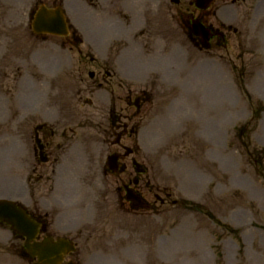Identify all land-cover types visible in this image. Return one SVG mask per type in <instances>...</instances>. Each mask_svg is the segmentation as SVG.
<instances>
[{"label":"rangeland","instance_id":"rangeland-1","mask_svg":"<svg viewBox=\"0 0 264 264\" xmlns=\"http://www.w3.org/2000/svg\"><path fill=\"white\" fill-rule=\"evenodd\" d=\"M21 1L0 0V27L16 25L14 22L20 20L21 15L23 17L20 22L24 21L25 13L34 5V0H24L23 11L20 10ZM190 1L179 0L174 4L170 0H156L154 12L148 13L140 20L138 17L137 20L140 21L138 26L144 27L145 31L139 36L141 38L135 40L132 38L131 30L113 28L103 18L94 20L92 26V14H86L91 26L88 34L94 37L98 44L104 43L101 46L97 44V49L88 50L91 55L98 58L109 48L108 68L114 70L115 65L113 67L112 62L115 53L124 46L122 45L124 42H111L113 36L118 35L121 36L120 38L126 37L137 41V45L132 49L138 60L136 72L140 76L137 79L155 84L159 93H164L163 96L158 94L155 98L156 102L152 103L154 107L151 112L155 114L153 117H156V120L147 123L152 126L146 130L147 133L141 130L142 134L145 133L146 139L144 141L141 136L139 137L140 152L136 156L138 161L150 166L151 172L157 176L158 215L148 213L136 217L121 215V219L113 221L114 226L120 228V231L117 230L119 235H114L112 238L105 237V247L107 242L112 241L110 246H107L109 250L126 247L124 251L126 259H142L145 264H152L153 261L160 264L158 262L160 260L164 263L166 261L165 264H264L262 230L264 227V0L216 1L205 18L214 28L221 31L223 40L219 43L211 40L209 49L193 45L185 37L179 25L186 15H196L198 12ZM50 3L51 0L44 1L47 6ZM147 4L146 1L137 0V10L142 9L143 13ZM66 5L67 11H75L74 16L76 13L82 16L87 12L76 0H66ZM133 19L131 17L130 25L133 24ZM9 33L14 32L9 30ZM162 40H166L165 43L168 45L165 53L161 52ZM28 41L30 48L34 47L31 58L37 59L40 55L44 61L55 58L56 61L62 62L61 57L71 56L66 53L68 51L57 50L54 47L60 42L59 38L48 37L46 42L36 43L30 37ZM3 42L6 43L7 40ZM140 48L143 50V56L146 57L145 60L140 54ZM82 51L87 50L82 49ZM74 55L72 54L73 58ZM159 57L162 58L161 61H158ZM14 68L16 69V66L7 69L10 84L7 83L8 88L9 86L12 88L16 83ZM100 68L102 67L83 59L82 63H77V70L74 71L87 78L88 72H97L96 70ZM158 68L164 70L165 75L157 72ZM190 74L195 79L188 77ZM163 75L164 80L161 78ZM28 81L30 87L19 95V101L14 99L11 110L8 106L4 108L5 111L0 107V138L5 141L14 140V144L17 143L16 146L18 149L20 147L24 155L6 157L12 145L10 142L0 145V198L13 196L10 199L15 200L22 194L26 196V205L32 201L40 202V197L48 186L46 173L44 175L42 167L37 168L34 174L29 170L32 160L31 150L28 149L31 145L28 130L31 131L32 126L39 122L37 109L43 100L39 101V92H42L40 84H33L34 80L31 79ZM22 84L27 87L25 80ZM129 88L124 86L118 91L115 90L117 109H122L125 104L118 100L116 93L121 95ZM132 89L138 91L136 86H132ZM15 94L16 92L14 96ZM173 95L175 98L166 108L167 97ZM1 99L5 100V98ZM195 101H199L198 110L193 108ZM15 102H20V105L17 107ZM257 108H261V115L258 118L253 116ZM133 112L134 108L129 107L122 111L123 114L131 117L130 123L139 118L144 121L151 117L143 108L139 115L134 117L131 116ZM223 114L225 118L222 120ZM67 124L65 135L63 137L60 135L61 130L57 135L63 139V142L70 135L73 138L82 136L81 138L88 143L89 138L92 137L93 141L98 138L96 135L98 131L93 126L91 131L94 135L91 136L84 135L90 131L89 129L86 131L76 128L74 123ZM7 131H11L10 134L14 137H11ZM240 131H246L248 135L239 136L237 133ZM15 137L19 139L26 137L28 140H24L26 144L22 147ZM127 142L128 147L131 148L132 143L128 140ZM85 147L87 145L79 146L76 151L77 155L80 154V161L83 162L86 155L91 153L88 147L87 149ZM253 151L256 153L249 156ZM129 158L130 156L127 157L126 163L128 170H130ZM214 163L220 165L216 166ZM97 165L98 163L94 162L95 169L98 168ZM67 168L66 176L70 177L72 161ZM178 171L191 172L202 181V187L195 186L184 190L185 186L177 176ZM26 174H31L32 177L29 189L25 182ZM34 179L39 181L38 185L37 182L33 185ZM68 181L67 184L65 181V186L59 189V191L63 189L64 195L59 193L61 196L58 195L57 201L65 199V203L72 210L78 208L80 204H85L86 199L78 189L68 194L66 188ZM105 181V187L107 188L108 183L110 189L105 197V204L111 208L115 202L113 188L118 182L112 175ZM150 187V184L147 185V189L143 191L144 198L148 202L155 201ZM96 188L97 184L94 181L89 185L84 182L83 192L89 200L91 196L94 198L93 189ZM148 190L151 192L149 193ZM181 199L193 201L195 203L193 206L198 205L186 207L188 204L183 201L182 206ZM173 200L178 201L174 206L171 204ZM160 201L165 203L159 206ZM86 204L88 209L92 210L90 202L86 201ZM66 220H70V224L73 225L81 222L73 213L66 215ZM145 230L148 232H144ZM1 241L4 243H0V248H7L8 252L0 251V264L25 263L10 255L9 251L13 252L17 248L16 245L22 242L13 237L9 228L4 225H0ZM85 242L81 238L77 244L81 249L82 245L87 244L102 245L100 242ZM89 252L80 250L77 259L81 257L88 260L85 256L86 254L88 256ZM126 259H122V256L117 257L114 253L109 255L105 253V256L100 258L105 264H128ZM198 259L200 263L197 262Z\"/></svg>","mask_w":264,"mask_h":264},{"label":"flooded vegetation","instance_id":"flooded-vegetation-1","mask_svg":"<svg viewBox=\"0 0 264 264\" xmlns=\"http://www.w3.org/2000/svg\"><path fill=\"white\" fill-rule=\"evenodd\" d=\"M99 65H101L102 68L97 69V72L88 74V80L79 78L67 81L65 86H59L56 92L57 99L54 101L53 107L50 110V114H55L54 121L49 124L42 122L37 127L42 152L45 159H47L43 167L46 166L45 169L47 173L50 172L53 176L56 167L60 164V160L63 157L66 158L69 156L68 154L71 152L73 146V144L70 143L72 137H69L63 142V139L57 136L58 131L61 130L60 135L63 137V135H65L66 124L74 122L72 119L68 120V115L63 114V111L67 108L70 109L72 113L75 112L78 107V102L80 103L82 100H84V103H88L89 107H92L86 111L87 114L85 113L87 116L86 121L89 125L88 127L92 128L93 126L97 129L98 132L96 134L100 136L98 140L100 144L104 146V151L105 142L106 144L109 142L108 136L110 132L112 135L121 132L120 142L128 135V131H131V117L127 114H123L122 111L125 110V108L132 107L131 104L134 98L138 99L137 113H139L142 108L148 112L152 111V98L146 89H140L138 91L128 90V92L125 90L121 95L116 93L118 100L123 101L125 104L122 109H117L115 105V90L118 91V89L124 87L122 84L123 78L134 77L135 73L126 72L120 68V65L111 71H109L108 65H105V63ZM147 105L149 106L145 108ZM67 128L70 127L67 126ZM109 147L110 146L107 147V154L112 152L121 155V152H119L120 147H116L112 150H110ZM100 157L102 158V156ZM119 159L122 164V170L119 175H124L126 171V157L121 156ZM133 160H135L133 157L130 158V161ZM101 172L103 177H105V165L102 167ZM125 183H127L128 186L131 185L130 177L127 179H125V177L121 178V186H118V191H120V188L124 186ZM137 183L139 184V182ZM36 215L37 213H35V215L31 214L34 220H41L39 219L40 215ZM45 233L50 234L47 230H45Z\"/></svg>","mask_w":264,"mask_h":264},{"label":"water","instance_id":"water-1","mask_svg":"<svg viewBox=\"0 0 264 264\" xmlns=\"http://www.w3.org/2000/svg\"><path fill=\"white\" fill-rule=\"evenodd\" d=\"M214 0H195L197 7L205 9ZM198 24V23H197ZM195 25L204 35V41H208V30L201 25ZM33 30L35 32H48L53 34L65 35L66 27L60 9L47 10L41 7L35 15L33 22ZM0 220L10 223L18 232H32L34 227L27 219L21 209H16L12 203L0 201ZM55 244H51L48 240L41 245H33L30 247L31 254H37L42 264H48L49 258L54 256L52 264L60 260V252L54 250Z\"/></svg>","mask_w":264,"mask_h":264},{"label":"bare ground","instance_id":"bare-ground-1","mask_svg":"<svg viewBox=\"0 0 264 264\" xmlns=\"http://www.w3.org/2000/svg\"><path fill=\"white\" fill-rule=\"evenodd\" d=\"M128 1L132 2L133 0H128ZM144 1H147V0H144ZM149 1L153 2L154 0H149ZM127 53H128V55H122L121 57H119L118 62H119L120 68H123L126 72H132L135 69H137L138 60L136 59V56H135L134 52L131 51V49H129L127 51ZM160 56L165 57L164 55H160ZM161 60H162V58L159 57L158 61H161ZM196 70L197 69H195V71ZM157 72L164 74V70H161L159 68L157 69ZM188 77L195 79V77H191V74L188 75ZM202 79H205V77H202ZM224 118H225V115L223 114L222 120ZM0 145H3V144H0ZM12 153H13V148L11 147L10 151L6 153V157H7V155L11 156ZM177 176H179L180 180L182 181L183 185L185 186L183 188L184 190L192 189L195 186L202 187V184H203L202 181L197 176L191 174V172H189V171H184V172L178 171ZM200 184H201V186H200Z\"/></svg>","mask_w":264,"mask_h":264}]
</instances>
